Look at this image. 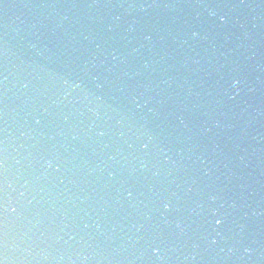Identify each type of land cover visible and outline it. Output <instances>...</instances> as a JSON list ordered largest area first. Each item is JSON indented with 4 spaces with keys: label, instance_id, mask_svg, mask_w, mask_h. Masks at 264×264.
Wrapping results in <instances>:
<instances>
[{
    "label": "snow or ice",
    "instance_id": "6c2138e0",
    "mask_svg": "<svg viewBox=\"0 0 264 264\" xmlns=\"http://www.w3.org/2000/svg\"><path fill=\"white\" fill-rule=\"evenodd\" d=\"M221 20H223V17H221ZM164 207H165V209H167V208H168V205L165 204ZM215 223H216V224H220L221 221H220L219 219H217V220L215 221ZM0 264H3V261H0Z\"/></svg>",
    "mask_w": 264,
    "mask_h": 264
}]
</instances>
